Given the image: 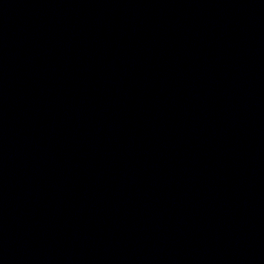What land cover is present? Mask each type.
Wrapping results in <instances>:
<instances>
[{"label":"water","instance_id":"1","mask_svg":"<svg viewBox=\"0 0 264 264\" xmlns=\"http://www.w3.org/2000/svg\"><path fill=\"white\" fill-rule=\"evenodd\" d=\"M0 264H264V0H0Z\"/></svg>","mask_w":264,"mask_h":264}]
</instances>
